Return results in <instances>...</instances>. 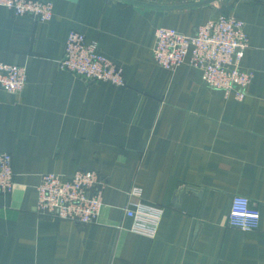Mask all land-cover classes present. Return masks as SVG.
I'll return each mask as SVG.
<instances>
[{
	"label": "crops",
	"instance_id": "obj_1",
	"mask_svg": "<svg viewBox=\"0 0 264 264\" xmlns=\"http://www.w3.org/2000/svg\"><path fill=\"white\" fill-rule=\"evenodd\" d=\"M37 1L53 5L50 21L0 7V62L26 74L21 92L0 91V152L14 174L12 191L0 194V264H264V0L177 11ZM218 15L244 25L241 70L251 79L241 98L206 88L188 64L172 73L152 58L156 29L191 35ZM70 32L96 42L125 85L61 71ZM83 170L104 182L97 222L38 215L41 176ZM233 197L259 211L256 231L228 227ZM130 204L161 211L154 236L131 231Z\"/></svg>",
	"mask_w": 264,
	"mask_h": 264
},
{
	"label": "built area",
	"instance_id": "obj_2",
	"mask_svg": "<svg viewBox=\"0 0 264 264\" xmlns=\"http://www.w3.org/2000/svg\"><path fill=\"white\" fill-rule=\"evenodd\" d=\"M0 7L14 17H29L38 23L52 18L53 5L37 0H0ZM243 23L232 16L218 15L206 21L191 35L172 28L155 31L152 58L160 68L174 72L183 64L200 72L202 84L224 94L235 93L237 98L246 91L251 76L241 70L248 42ZM59 69L87 82L124 86L122 70L108 60L96 42L84 35L70 32L65 41ZM26 84L23 68L0 62V91L21 92ZM12 159L0 152V194H9L14 186ZM104 182L93 171H77L62 177L56 174L41 176L36 188V211L48 219L89 225L97 222L103 208ZM124 215L132 220L131 231L154 236L161 211L141 205H126ZM260 213L246 197H233L228 215L229 228L244 233L256 231Z\"/></svg>",
	"mask_w": 264,
	"mask_h": 264
},
{
	"label": "water",
	"instance_id": "obj_3",
	"mask_svg": "<svg viewBox=\"0 0 264 264\" xmlns=\"http://www.w3.org/2000/svg\"><path fill=\"white\" fill-rule=\"evenodd\" d=\"M123 3L129 4V5H134L142 8H147V9H152L155 11H177V10H186V9H193L197 7H201L204 5H209L212 4L216 1L219 0H203V1H198L194 3H189V4H175V5H160V4H152L144 1H139V0H119Z\"/></svg>",
	"mask_w": 264,
	"mask_h": 264
},
{
	"label": "rangeland",
	"instance_id": "obj_4",
	"mask_svg": "<svg viewBox=\"0 0 264 264\" xmlns=\"http://www.w3.org/2000/svg\"><path fill=\"white\" fill-rule=\"evenodd\" d=\"M162 26H166V24H164V25H162ZM166 27H171V28H172L173 26H166ZM197 29H198V28H197ZM197 29H196V30H197Z\"/></svg>",
	"mask_w": 264,
	"mask_h": 264
}]
</instances>
